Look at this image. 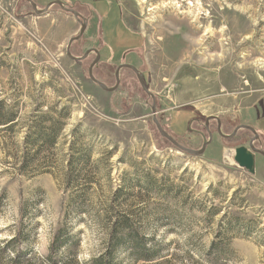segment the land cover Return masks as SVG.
<instances>
[{"label":"rangeland","instance_id":"rangeland-1","mask_svg":"<svg viewBox=\"0 0 264 264\" xmlns=\"http://www.w3.org/2000/svg\"><path fill=\"white\" fill-rule=\"evenodd\" d=\"M32 1L42 10L53 0ZM59 1L89 18L71 55L99 51L93 76L108 88L118 66L136 68L173 141L200 150L205 122L215 117L226 136L251 126L264 153V0ZM79 29L55 5L37 16L26 0H0V100L24 120L67 108L53 152L63 167L73 143L74 154L80 147L88 154L73 173L88 184L72 203L79 211L69 206L62 167L19 175L0 147V238H12L22 222L21 248L45 257L64 224L78 240L79 261L88 262L104 253L115 225L162 257L136 263L120 248L116 264H264V157L255 155L253 174L234 162V150L248 148L252 133L224 138L210 119L212 142L202 156L174 148L159 135L152 99L130 69L120 71L118 88L108 93L88 77L95 55L83 62L65 56ZM223 224L230 230L217 243L228 245V256L208 251Z\"/></svg>","mask_w":264,"mask_h":264},{"label":"trees","instance_id":"trees-1","mask_svg":"<svg viewBox=\"0 0 264 264\" xmlns=\"http://www.w3.org/2000/svg\"><path fill=\"white\" fill-rule=\"evenodd\" d=\"M67 111L68 109L64 108L57 112L55 116L52 112H44L40 115L32 114L31 117L24 120L14 106H8L7 102L0 100V147L3 151L10 153L14 170L19 175L42 172L55 174L62 167L66 180L65 187L71 191L69 206L76 207L77 210L81 211L79 206L72 203L76 198L85 195L88 184L85 182V178H74L73 173L77 171L76 166L82 165L81 169L85 167L88 154L81 147L74 154L75 147L73 143L66 154L67 161L63 167V161L53 152L63 132L64 120L68 118ZM22 130L25 132L21 142H19L17 138L23 132ZM79 173L78 171L77 176L81 175ZM23 216L24 208L21 210L20 218H23ZM123 218L121 217V219ZM114 226L107 230L104 253L97 258L90 259L88 262H80L74 250L78 240L68 233L69 229L66 225L63 224L62 228L56 233L57 235L48 244V253L45 257H36L34 254L30 255L29 249L21 248L26 238L22 229V222H19L12 238H0V264H31L30 258L32 257L35 258L33 264H116L114 255L120 248L128 249L130 259L136 263H149L162 259L158 251L147 248L145 244H140L134 239L131 240L130 234L125 231L127 230L126 227L116 230ZM223 226L215 235L214 241L210 243L209 253L215 250L222 252L223 250L225 255L228 256V252H230L228 245L221 249V244L217 243L223 232L230 230L228 226ZM140 241H144V237H140Z\"/></svg>","mask_w":264,"mask_h":264},{"label":"water","instance_id":"water-1","mask_svg":"<svg viewBox=\"0 0 264 264\" xmlns=\"http://www.w3.org/2000/svg\"><path fill=\"white\" fill-rule=\"evenodd\" d=\"M30 6H31V9L32 11L38 16V15H42L44 13H46V11L52 7V5H57L60 9V11H63L64 13H71L73 15V17L75 19H78L79 18V15L75 12V11H72L70 9H66L63 5L62 2L60 1H52V3L48 4L44 9L42 10H38L36 8V5L33 3L32 0H26ZM85 28H86V25H84V23L81 25V29L79 31V34L77 36H74V37H71L68 39V44L66 46V50H65V56H67V58L71 59L72 61L74 62H82L86 57H87V54L92 51L95 53V55H97L96 59L89 65L88 67V77L90 79V81L94 84H96L98 87H100L103 91L105 92H108V93H112L114 92L118 86H119V72L121 69H130L134 72V74L136 75V78H137V81L138 83L140 84V87L143 91V93H145L149 98L152 99V105L150 107V111L152 112V122L154 124V126L156 127L159 135L164 138L167 142H169L174 148L178 149L179 151L183 152V153H186L187 155H191V156H202L203 153L205 152V149L206 147L212 142L211 138H212V135L210 133L209 130H207V133H208V139L206 140L205 138H203V145L201 147L200 150L198 151H195V150H189V149H186L184 148L183 146H181L178 142L176 141H173L172 138L164 131V129L162 127H160V124L157 122V119H156V112H155V105H156V102H155V98H153V96L151 95V93L149 92L148 88L146 87L145 83H143V76L142 74L139 73V71L134 68L133 66L131 65H120L116 68V71H115V85L113 88H108L105 84H102L100 81L98 82L95 77L93 76V70L92 68L98 63L99 59H100V55L99 53H97L96 50H89V51H86L84 54H83V57H74L73 55H71L70 53V47L71 45L78 41V39L83 35L84 31H85ZM215 120L217 122V125H219V120L215 117H209L205 123H208L209 120ZM220 126V125H219ZM250 130L253 134V138L252 140L250 141V144H249V150L246 149L245 147L243 146H240V147H237L235 150H234V162L237 163V165L242 168V169H245L249 174H253L254 173V158H255V154H260L261 156L264 157V153L261 151V150H258L256 149L254 146H253V143L257 140V133L256 131L251 127V126H246V125H240L238 127H236L233 131V133L230 135V136H226V135H223L220 131V127H218V130H217V133H218V136L220 135L221 137H224V138H231L234 136V134L238 131V130Z\"/></svg>","mask_w":264,"mask_h":264},{"label":"flooded vegetation","instance_id":"flooded-vegetation-1","mask_svg":"<svg viewBox=\"0 0 264 264\" xmlns=\"http://www.w3.org/2000/svg\"><path fill=\"white\" fill-rule=\"evenodd\" d=\"M53 1H59V0H53ZM61 2V1H60ZM50 3H52V2H50ZM50 3H48V4H50ZM47 4V5H48ZM46 5V6H47ZM64 5V4H63ZM45 6V7H46ZM52 6H54V5H52ZM55 6H57V5H55ZM58 7V6H57ZM64 7L67 9H70V10H72V11H75L78 15H79V18L78 19H75L74 17H73V15L71 14V13H69V12H67L66 14H69V15H71L76 21H77V23H78V25L80 26V29H81V25L84 23V25H86V28H85V31H84V33H83V35L78 39V41H76V42H74V43H78V42H80L81 40H82V38H83V36H84V34L87 32V30L89 29V24H88V19L89 18H87V16H85V14H84V11H81V10H79V9H74V8H72V7H69V6H65L64 5ZM59 8V7H58ZM63 12V11H62ZM80 29H79V31H80ZM79 34V32L77 33V35ZM76 35V36H77ZM89 50H96V49H93V48H90V49H87V50H85L84 52H83V54L86 52V51H89ZM97 51V50H96ZM97 53H99V51H97ZM83 54H81L82 56L81 57H83ZM91 54H93V55H95V53L94 52H92V51H90L88 54H87V57L85 58V59H87L89 56H91ZM96 57H97V55H95V59H96ZM78 58H80V57H78ZM84 59V60H85ZM83 62V61H82ZM125 69V68H124ZM92 70H93V68H92ZM121 70H123V69H121ZM120 70V71H121ZM128 70V69H127ZM132 71V70H131ZM133 72V71H132ZM120 73V72H119ZM134 73V72H133ZM114 75H115V73H114ZM136 76V75H135ZM114 79H115V77H114ZM210 121V120H209ZM209 123V122H208ZM208 123H205V126L206 127H204V131L206 132V134L208 135V133H207V130H209V126H208ZM215 125H216V133H217V130H218V127H220V129L222 128V125L220 124V121H219V125H217V122L215 121ZM242 130H244V129H242ZM210 131V130H209ZM221 131V130H220ZM239 131V130H238ZM246 132H248V133H252L250 130H245ZM210 133H211V131H210ZM218 134V133H217ZM236 134V133H235ZM234 134V135H235ZM201 137L203 138L204 137V134H201ZM252 138H253V134H252V137L250 138V140H249V143H248V148H246V149H248L249 150V144H250V141L252 140ZM258 138V137H257ZM257 141V140H256ZM255 141V142H256ZM255 142L253 143V146L256 148V149H258V150H260L259 148H257L254 144H255ZM244 147V146H243ZM255 155H260V154H255ZM261 156V155H260Z\"/></svg>","mask_w":264,"mask_h":264}]
</instances>
